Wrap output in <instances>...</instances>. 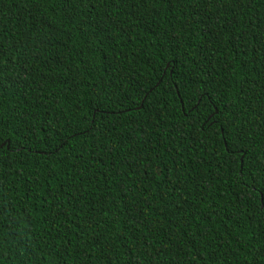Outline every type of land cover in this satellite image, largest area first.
Segmentation results:
<instances>
[{"label":"trees","instance_id":"trees-1","mask_svg":"<svg viewBox=\"0 0 264 264\" xmlns=\"http://www.w3.org/2000/svg\"><path fill=\"white\" fill-rule=\"evenodd\" d=\"M0 264H264V0H0Z\"/></svg>","mask_w":264,"mask_h":264}]
</instances>
